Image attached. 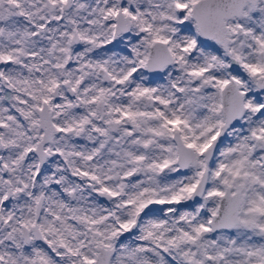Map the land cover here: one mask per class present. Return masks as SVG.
Wrapping results in <instances>:
<instances>
[{
  "label": "snow or ice",
  "instance_id": "snow-or-ice-1",
  "mask_svg": "<svg viewBox=\"0 0 264 264\" xmlns=\"http://www.w3.org/2000/svg\"><path fill=\"white\" fill-rule=\"evenodd\" d=\"M0 264H264V0H0Z\"/></svg>",
  "mask_w": 264,
  "mask_h": 264
}]
</instances>
